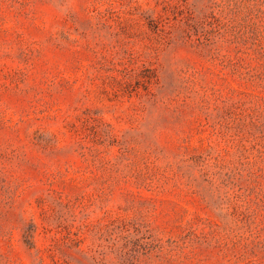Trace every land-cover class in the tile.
<instances>
[{
    "label": "rangeland",
    "instance_id": "rangeland-1",
    "mask_svg": "<svg viewBox=\"0 0 264 264\" xmlns=\"http://www.w3.org/2000/svg\"><path fill=\"white\" fill-rule=\"evenodd\" d=\"M0 264H264V0H0Z\"/></svg>",
    "mask_w": 264,
    "mask_h": 264
}]
</instances>
